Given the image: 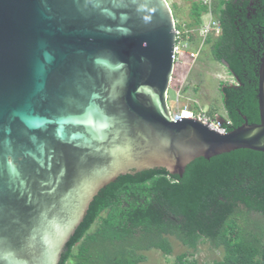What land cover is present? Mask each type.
Wrapping results in <instances>:
<instances>
[{
	"label": "water",
	"instance_id": "water-1",
	"mask_svg": "<svg viewBox=\"0 0 264 264\" xmlns=\"http://www.w3.org/2000/svg\"><path fill=\"white\" fill-rule=\"evenodd\" d=\"M175 30L167 0H0V264H59L119 175L264 151V39L260 120L220 132L172 117Z\"/></svg>",
	"mask_w": 264,
	"mask_h": 264
},
{
	"label": "trees",
	"instance_id": "trees-1",
	"mask_svg": "<svg viewBox=\"0 0 264 264\" xmlns=\"http://www.w3.org/2000/svg\"><path fill=\"white\" fill-rule=\"evenodd\" d=\"M205 13L220 29L207 35L211 55L235 81L219 84L230 122L223 125L237 127L243 115L258 123L264 0L194 1L189 26L198 27ZM263 225L264 151L240 148L195 158L182 175L165 168L119 175L93 198L59 264H138L143 251L171 254V238L192 250L201 242L222 248L220 259L203 264H264ZM177 261L195 264L186 252Z\"/></svg>",
	"mask_w": 264,
	"mask_h": 264
},
{
	"label": "rangeland",
	"instance_id": "rangeland-1",
	"mask_svg": "<svg viewBox=\"0 0 264 264\" xmlns=\"http://www.w3.org/2000/svg\"><path fill=\"white\" fill-rule=\"evenodd\" d=\"M194 1L205 3L210 0H167L176 28L180 32L179 54L174 62L167 102L172 114L184 110V116H189L190 110L195 115L202 114L213 120L225 116L219 91L220 82L233 84L235 81L225 65L213 59L210 52L211 43L206 42L208 36L204 37L200 33L201 24L212 19L210 13L202 15V22L198 27L189 26L192 22L190 8ZM217 34L219 32L215 31L210 35L215 37ZM171 243V254L165 255L158 249L143 251L144 260L138 264H180L177 255L183 252H186L187 258L194 260L195 264L212 262L223 255L221 247L216 249L208 242L199 243L195 250L186 248L174 238H171Z\"/></svg>",
	"mask_w": 264,
	"mask_h": 264
},
{
	"label": "built area",
	"instance_id": "built-area-1",
	"mask_svg": "<svg viewBox=\"0 0 264 264\" xmlns=\"http://www.w3.org/2000/svg\"><path fill=\"white\" fill-rule=\"evenodd\" d=\"M206 2V1H205ZM219 25H218V22L216 20H214L213 18L202 23L201 26H200V33L202 36L206 37L207 35L209 34H212L213 32L217 31L219 32ZM175 33H176V46H175V51H174V61L178 59V54H179V46H178V43H179V37H180V32L179 30H175ZM192 56H194V54H192ZM188 111V110H187ZM189 113V116L187 117H201L205 122H208L209 125L220 131V132H226L227 131V128L223 125V123H220V122H217L216 120H212V119H209L208 117H206L205 115H202V114H199V115H195L192 111H188ZM172 117L174 120H179L181 119L182 117H184V110L181 111V112H178V113H175V114H172ZM226 124H229L230 122L226 119L225 121Z\"/></svg>",
	"mask_w": 264,
	"mask_h": 264
},
{
	"label": "clouds",
	"instance_id": "clouds-1",
	"mask_svg": "<svg viewBox=\"0 0 264 264\" xmlns=\"http://www.w3.org/2000/svg\"><path fill=\"white\" fill-rule=\"evenodd\" d=\"M223 118H224V119H225V121H226V115H225ZM214 120H216V118H215Z\"/></svg>",
	"mask_w": 264,
	"mask_h": 264
},
{
	"label": "bare ground",
	"instance_id": "bare-ground-1",
	"mask_svg": "<svg viewBox=\"0 0 264 264\" xmlns=\"http://www.w3.org/2000/svg\"><path fill=\"white\" fill-rule=\"evenodd\" d=\"M172 114V113H171ZM184 117H187V116H184Z\"/></svg>",
	"mask_w": 264,
	"mask_h": 264
}]
</instances>
